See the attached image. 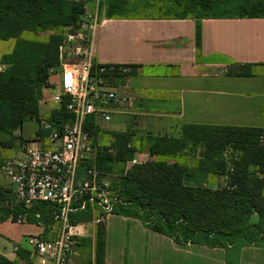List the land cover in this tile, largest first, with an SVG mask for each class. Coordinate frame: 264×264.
Instances as JSON below:
<instances>
[{
  "label": "trees",
  "instance_id": "16d2710c",
  "mask_svg": "<svg viewBox=\"0 0 264 264\" xmlns=\"http://www.w3.org/2000/svg\"><path fill=\"white\" fill-rule=\"evenodd\" d=\"M142 2L155 13L138 12ZM85 5L69 0H0V40L15 41L12 52L0 60L6 67L0 71V134L13 137L32 119L41 124L40 103L44 90L53 85L49 81L51 70L58 65L60 68L62 63L64 30L80 21ZM135 10L138 14L131 12ZM150 16L195 20L200 49L203 20L264 18V0H107V19ZM26 32L51 35L47 41L29 40L23 37ZM251 68L234 66L228 74L252 76ZM68 101L65 98L61 108L53 110L46 120L59 133L73 122L66 110ZM98 120L89 117L85 125L94 141L99 133ZM133 137L131 130L115 134L114 143L109 148L96 149L93 158L82 163L79 173L83 176L88 169H95L100 181H104L119 168V176L109 182L111 192L121 199L112 214L135 218L179 247L201 245L234 255L244 248H264V129L184 125L178 138L149 135L148 154L160 160L133 166L125 172V165L139 151L132 145ZM189 155L197 158V167L167 161ZM210 176L219 177L224 186H207ZM12 201L13 190L0 186V221L16 222L19 216L27 214L29 221L37 223L36 215L40 214L39 221L47 231L56 226L55 204L38 203L29 210L22 206L7 208L6 203ZM105 216L98 208L89 207L72 213L70 223L77 225ZM85 242L90 240L78 239L77 247ZM94 242L91 264H106L104 222L97 224ZM0 264L18 263L0 254Z\"/></svg>",
  "mask_w": 264,
  "mask_h": 264
},
{
  "label": "crops",
  "instance_id": "0c3cea01",
  "mask_svg": "<svg viewBox=\"0 0 264 264\" xmlns=\"http://www.w3.org/2000/svg\"><path fill=\"white\" fill-rule=\"evenodd\" d=\"M103 8L106 11L107 0ZM138 9L155 13L144 2ZM105 13L94 39L93 55L99 64L131 68V75L112 79L110 86L132 104H113L109 122L99 118V147L109 148L115 134L130 129L138 135L173 138L180 136L184 125L264 129V18L203 20L198 49L195 20L151 16L107 19ZM234 66H252L256 75L232 77L228 72ZM49 101L50 96L43 97L41 115L52 113ZM106 123H110L109 128L103 126ZM215 179L210 181L212 189L221 184ZM9 220L0 221V254L18 264L24 260L39 264L32 259L35 248L29 239L44 236L46 230L28 220L20 225L30 227V233L16 240L4 229ZM101 222L106 225V264H227V259L230 264H264V248H244L234 255L201 245L179 247L141 221L114 214L79 224L85 226L81 239L90 242L77 248L70 264H91L94 260L95 229Z\"/></svg>",
  "mask_w": 264,
  "mask_h": 264
},
{
  "label": "built area",
  "instance_id": "2783aa9c",
  "mask_svg": "<svg viewBox=\"0 0 264 264\" xmlns=\"http://www.w3.org/2000/svg\"><path fill=\"white\" fill-rule=\"evenodd\" d=\"M84 2L86 11L80 21L64 30L62 63L58 72L60 81L53 83L54 94L49 101L51 109L55 110L68 98L66 110L73 116V122L59 133L48 121H42V129L49 132L48 137L39 136L37 140L26 142L16 157L0 164V185L6 181L13 190V201L6 203L7 208L22 206L29 210L38 203L57 206L53 214L57 224L48 231L39 221L40 214L36 215V224L46 230L44 236L29 239L35 248L32 259L39 264L71 263L77 252L78 239L85 232L84 225L70 223L72 213L90 207L109 215L115 205L121 203V199L111 192L109 182L100 181L95 169H88L83 176L79 174L82 163L93 158L96 152L93 138L85 130L87 119L95 116L109 122L113 104H132L131 99L119 97L110 86L115 75L119 76L115 78L128 75L131 68L99 64L93 55V43L106 0ZM262 139L264 141V137ZM147 162L136 158L131 164L138 166ZM27 222V214L16 219L18 224ZM19 264H31V260Z\"/></svg>",
  "mask_w": 264,
  "mask_h": 264
},
{
  "label": "rangeland",
  "instance_id": "374dc122",
  "mask_svg": "<svg viewBox=\"0 0 264 264\" xmlns=\"http://www.w3.org/2000/svg\"><path fill=\"white\" fill-rule=\"evenodd\" d=\"M74 1L84 2L85 0H74ZM104 12H106V11H104ZM161 13H162V11H161ZM105 16H106V13H105ZM103 18H104V16H103ZM50 35H51L50 33H41L39 35H35L33 33L26 32V33H24L23 37L26 39H29V40L47 41L48 37ZM14 45H15L14 40H10V41H1L0 40V60L4 55H7V54L12 52ZM5 69H6V67L0 63V71H4ZM259 71H263V70L259 69ZM58 72H59V65L56 68L51 70L50 79H49L50 84L58 83L60 81V77L58 75ZM255 75L256 74H254V76ZM254 82L258 84V81L255 80ZM53 94H54V90L51 87V88L44 90L43 96H46V97L50 96L51 97ZM50 105L52 106L51 103H50ZM47 118H48V115H45V112H43L41 115V121H46ZM134 121H136V120H133V122ZM103 126L109 128L110 123H108V124L106 123ZM130 130L134 134L133 140L135 142V145H137V142L139 140V145L136 146L139 151L134 156V158H141V160L143 159V160L148 161L146 164L155 162L156 161L155 159L147 157V155H148V153H147L148 152V146L147 145L148 144L146 142V138L149 135H146V134L138 135L133 129H130ZM41 132H44V130L42 129V125L39 124L35 119H32L31 121H28L27 123H25L22 132H16L13 137H10V136L5 135V134H0V164L3 163L4 161L8 160V159H12V158L16 157L17 154L20 153V151L23 148V146L25 145V143L29 142V141L37 140V138L41 134ZM41 135H42L43 139H46L48 137V135H44V134H41ZM93 140H94V138H93ZM94 142L96 145L95 146L96 149L108 148V147H99L98 146L99 143H98L97 139ZM262 143H264V141ZM101 145L104 146V143H102ZM105 146H106V144H105ZM156 159L158 161L160 160L157 157H156ZM162 160H165V159H162ZM131 161H129L125 165V172H127L128 170H130L134 166L131 164ZM167 161H169V160L167 159ZM175 161L180 163V164L185 165L188 168H194V167H197V165H198L197 164V158H194L190 155L182 157V158H178L176 160H170V163H173ZM118 170H119V168H115V170L113 171V174L107 175L105 177L106 179H104V181L111 182V181L115 180L119 176ZM210 178H211V180H214L215 178H217L218 180L220 179L219 177H215V176H212ZM217 179H215V180H217ZM210 181H207L208 182L207 186L210 185V183H211ZM220 183H221L220 185H215L213 187V189H215V188L217 189L220 187L222 188V186H224V183L222 180ZM0 186H5V187H8V189L9 188L12 189L11 185L6 181H4L3 184ZM29 228L30 227H28L27 225H20L18 223H14L12 221H10L4 227V229H6V232H8V236L12 237L16 240L19 238V236H21L23 234L28 235L30 233Z\"/></svg>",
  "mask_w": 264,
  "mask_h": 264
}]
</instances>
